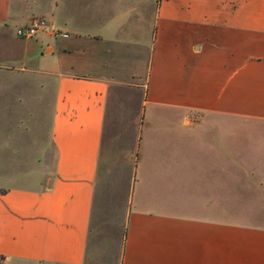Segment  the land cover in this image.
Here are the masks:
<instances>
[{
	"label": "crops",
	"instance_id": "0c3cea01",
	"mask_svg": "<svg viewBox=\"0 0 264 264\" xmlns=\"http://www.w3.org/2000/svg\"><path fill=\"white\" fill-rule=\"evenodd\" d=\"M0 264H264V0H0Z\"/></svg>",
	"mask_w": 264,
	"mask_h": 264
},
{
	"label": "built area",
	"instance_id": "2783aa9c",
	"mask_svg": "<svg viewBox=\"0 0 264 264\" xmlns=\"http://www.w3.org/2000/svg\"><path fill=\"white\" fill-rule=\"evenodd\" d=\"M48 22L43 17H34L30 20L27 25L18 27L15 30V33L18 37L27 39L32 38L37 35L38 32L46 28Z\"/></svg>",
	"mask_w": 264,
	"mask_h": 264
},
{
	"label": "rangeland",
	"instance_id": "374dc122",
	"mask_svg": "<svg viewBox=\"0 0 264 264\" xmlns=\"http://www.w3.org/2000/svg\"><path fill=\"white\" fill-rule=\"evenodd\" d=\"M19 99H17V97L15 96V104L16 102H18ZM110 206H107L106 204L102 205L101 206V214L99 216V221H97V226L98 228L102 229V228H108L110 229L111 231H114L117 229L116 225H114L113 223V215L112 214H108V210ZM118 230V229H117ZM111 241L114 240V238H110Z\"/></svg>",
	"mask_w": 264,
	"mask_h": 264
}]
</instances>
